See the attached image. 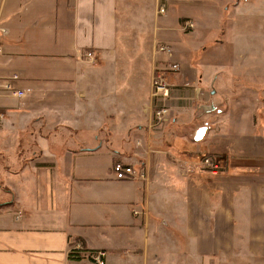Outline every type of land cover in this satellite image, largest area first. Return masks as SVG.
<instances>
[{"label":"crops","instance_id":"0c3cea01","mask_svg":"<svg viewBox=\"0 0 264 264\" xmlns=\"http://www.w3.org/2000/svg\"><path fill=\"white\" fill-rule=\"evenodd\" d=\"M227 10L264 0H0V264H264V61L202 42Z\"/></svg>","mask_w":264,"mask_h":264},{"label":"built area","instance_id":"2783aa9c","mask_svg":"<svg viewBox=\"0 0 264 264\" xmlns=\"http://www.w3.org/2000/svg\"><path fill=\"white\" fill-rule=\"evenodd\" d=\"M246 2L247 0H243ZM162 13L163 10H160ZM193 29V24L190 21H185L183 23V30L188 31ZM158 51L161 53H165L168 57L170 56V50L165 45H160L158 47ZM179 71V66L175 63H168L164 68L157 69L153 79H152V91L151 96L157 102L156 109L153 114V121L156 124L163 123L167 120L169 110L164 106L161 105L162 102H165L168 98V91L169 85L166 82V75L170 73H177ZM17 76H13L11 80H17ZM3 88L6 91L11 92L12 95L17 97H22L24 95L23 92L14 91L10 82H5ZM200 169L203 172H208L211 174H216L219 172L220 167L216 160L210 157H204L200 163ZM112 173L116 180L123 181V180H131L137 176L140 178L143 177V174H136L132 167L128 165H124L122 163H116L112 167ZM88 259L91 261L92 264H105V254L103 252H89L87 255Z\"/></svg>","mask_w":264,"mask_h":264},{"label":"rangeland","instance_id":"374dc122","mask_svg":"<svg viewBox=\"0 0 264 264\" xmlns=\"http://www.w3.org/2000/svg\"><path fill=\"white\" fill-rule=\"evenodd\" d=\"M227 8H229V7H227ZM256 8L258 9V5H256ZM228 10L223 13L224 18L222 19V22H221V33H218L219 26L216 25V28L214 29V23L209 24L207 27L208 30L207 29L204 30L205 36H203V37H206V38H204V40H202V42L208 44V46H211L212 45L211 43L213 42V40L216 41V38H217V41H221V43H222L223 42V36L225 33V36H224L225 41L229 45L232 46V49L235 45H239V47L252 48L249 54L245 53V57H247V59L244 61H251V62L253 60L255 62L264 61V53L261 52L262 48L264 47V39L262 36L259 35V30L261 29V27L264 23V19H263L264 14L261 11H255L253 13H249L248 15L245 14V15L239 16V17L232 16V21L227 22L226 19L228 18V15H227ZM191 30H188L187 32H189ZM228 44L226 46H224V48L222 50L225 55H227L231 51L229 49L230 46ZM210 56H212V55H210ZM163 104L164 103H162L161 105H163ZM168 116H169V114H168ZM201 161H202V159H201ZM201 161H200V163H201ZM199 166H200V164H199ZM79 248L83 249L82 245H80ZM73 251L76 252L78 250L75 249ZM85 255L87 257L88 253H86ZM87 261L91 262L90 260H88V257H87Z\"/></svg>","mask_w":264,"mask_h":264},{"label":"trees","instance_id":"16d2710c","mask_svg":"<svg viewBox=\"0 0 264 264\" xmlns=\"http://www.w3.org/2000/svg\"><path fill=\"white\" fill-rule=\"evenodd\" d=\"M71 255H73L74 256V259H76V260H79L80 259V258L77 257L78 255H76L74 251L71 253Z\"/></svg>","mask_w":264,"mask_h":264}]
</instances>
